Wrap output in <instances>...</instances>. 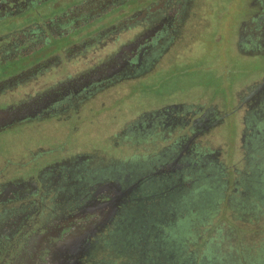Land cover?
I'll use <instances>...</instances> for the list:
<instances>
[{
  "label": "flooded vegetation",
  "instance_id": "1",
  "mask_svg": "<svg viewBox=\"0 0 264 264\" xmlns=\"http://www.w3.org/2000/svg\"><path fill=\"white\" fill-rule=\"evenodd\" d=\"M75 1L0 0V264H264V0Z\"/></svg>",
  "mask_w": 264,
  "mask_h": 264
},
{
  "label": "rangeland",
  "instance_id": "2",
  "mask_svg": "<svg viewBox=\"0 0 264 264\" xmlns=\"http://www.w3.org/2000/svg\"><path fill=\"white\" fill-rule=\"evenodd\" d=\"M75 1L76 2H79ZM236 3H241V0H238ZM46 4V3H45ZM43 4V7L37 8V13H35V17L30 21H36L37 23H41L44 21L46 16H50L51 14L59 13L61 11L60 8L57 11L49 8L48 4ZM139 4V5H138ZM140 1L137 3V0L130 1L127 5H124V9L130 11L131 9L136 8V6H140ZM232 13L235 11L234 7H230ZM231 15L225 14L223 18H221L222 25V35L224 31L227 29V26L231 23ZM25 23H29V20H26ZM63 28V31L67 29ZM216 32L212 33L208 36L206 41L204 42V46L202 50H200V56H193L194 64L189 65L184 68L181 65H176L172 70L168 72H161L159 74L154 75L152 78H149L146 82H149L153 85H157L159 89L157 92L159 94H164L166 92L176 91L181 87H190L195 88L197 86H212V87H220L222 78H228L231 75V70L225 67V58L227 59L228 55L232 54L230 58H233L235 53L228 49V52L224 51L225 46V38L222 39V42H218L216 44L212 43V40L215 36ZM46 40L50 43V45L60 47L64 44V40L56 39L55 35L47 34L45 36ZM202 47V46H201ZM227 53V54H226ZM235 60V58H233ZM251 62H240L245 66H248Z\"/></svg>",
  "mask_w": 264,
  "mask_h": 264
},
{
  "label": "water",
  "instance_id": "3",
  "mask_svg": "<svg viewBox=\"0 0 264 264\" xmlns=\"http://www.w3.org/2000/svg\"><path fill=\"white\" fill-rule=\"evenodd\" d=\"M18 111V109L17 110H15V111H6L5 113H8V112H10L11 114H13V113H15V112H17Z\"/></svg>",
  "mask_w": 264,
  "mask_h": 264
}]
</instances>
